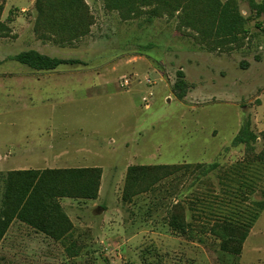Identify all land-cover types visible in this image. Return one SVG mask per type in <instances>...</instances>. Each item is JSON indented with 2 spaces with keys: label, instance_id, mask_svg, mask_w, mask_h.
Listing matches in <instances>:
<instances>
[{
  "label": "rangeland",
  "instance_id": "rangeland-1",
  "mask_svg": "<svg viewBox=\"0 0 264 264\" xmlns=\"http://www.w3.org/2000/svg\"><path fill=\"white\" fill-rule=\"evenodd\" d=\"M86 2L95 22L91 34L74 46L49 44L40 46V51L80 60L79 65L63 66L61 71L103 73L109 79L136 74L141 83L133 84L139 91L134 99L126 93L83 105L92 108L83 113L74 112V107L59 98L43 104H11L6 111L0 108L1 154L25 137L30 143L48 138L57 141L61 128L81 127L83 137L98 128L102 134L89 139L95 141L93 152L104 157L98 165L106 170L95 201H60L74 225L66 240L54 242L14 220L0 242V264H264V208L250 227L239 256L222 253L219 241L207 233H194L193 239L181 237L164 220L170 207L181 202L187 222L197 225L208 227L226 219L248 222L257 210L255 204L264 201V160L256 158L264 154L262 18L246 21L242 48L207 52L200 49L193 33L179 30L174 20L123 21L116 13L106 12L101 0ZM10 3L13 6L7 9L19 18L6 37L0 38V72L30 73V68L11 58L37 47L31 40L33 8L28 9L26 0ZM239 9L248 18V1H240ZM201 57L214 63L211 71L200 65L204 72L200 76L207 84L194 76V85L200 89L192 93L189 89L178 99L173 91L176 72L197 67L194 64ZM218 58L224 59L220 65ZM144 78L155 85L148 89ZM147 91L153 97L149 108L143 109L139 97ZM246 123L255 137L248 147L251 151L242 143L233 144ZM15 161V155L0 160V194L6 173L16 170ZM28 163L18 167L44 168L37 162ZM52 164L48 167H61ZM181 164L190 168L161 181L153 192L131 203L122 201L128 166ZM211 165L215 167L210 169Z\"/></svg>",
  "mask_w": 264,
  "mask_h": 264
},
{
  "label": "trees",
  "instance_id": "trees-1",
  "mask_svg": "<svg viewBox=\"0 0 264 264\" xmlns=\"http://www.w3.org/2000/svg\"><path fill=\"white\" fill-rule=\"evenodd\" d=\"M0 0V13L3 3ZM36 12L34 32L48 33L57 44H71L90 33L94 16L86 0H29ZM106 12L116 13L123 21L144 18L174 20L179 30L193 33L200 49L208 52L227 53L243 47L247 36L246 21L263 19L264 0H246L250 15L244 18L239 9L242 0H101ZM259 20V25L262 24ZM264 26V25H263ZM9 28L0 22V37H6ZM35 71H52L62 65L80 64L77 60L50 58L35 51L21 52L11 58ZM190 89L181 70L176 72L173 91L182 99ZM255 137L249 132V124L233 139L251 151ZM257 159L264 160V154ZM200 168L201 166H196ZM215 165L209 166L210 169ZM181 165H132L125 172L122 201L131 203L133 198L153 192L157 185L175 175ZM102 170L99 167L64 169H29L6 173L0 194V242L14 220L43 234L54 242H63L73 232L74 225L63 211V199L92 201L98 198ZM257 210L248 222L231 220L215 221L208 227L187 222L183 203L173 204L164 220L170 230L181 237L193 239V234H209L219 241L222 253L239 256L247 239L249 229L256 221L264 201L257 202Z\"/></svg>",
  "mask_w": 264,
  "mask_h": 264
},
{
  "label": "crops",
  "instance_id": "crops-1",
  "mask_svg": "<svg viewBox=\"0 0 264 264\" xmlns=\"http://www.w3.org/2000/svg\"><path fill=\"white\" fill-rule=\"evenodd\" d=\"M12 0L5 1L6 8L0 13V22H4L9 30L14 25L15 21H18L19 17H14V11L7 9V6L12 7L13 4L10 3ZM29 8H33V1H29ZM8 2V3H7ZM24 9H21L19 12L24 13ZM31 17L34 20V25L36 21V12L30 10ZM93 14V13H92ZM5 17V20H4ZM34 27V26H33ZM93 27V26H92ZM91 27V29H92ZM90 33L87 36L91 34ZM5 38V37H0ZM32 42L37 46L26 51H35L42 55L48 56L50 58H57L54 55L46 54L45 52L40 51V46H48L51 44L53 47L65 48L74 46L76 42L73 41L71 44H57L53 42L51 36L44 32H39L37 35L34 32L33 28V37ZM45 44V45H43ZM25 52V51H23ZM208 52V51H207ZM21 53V52H20ZM17 55V54H16ZM63 59V58H57ZM64 60H73V59H64ZM224 60V59H223ZM222 59H217V65H220ZM80 62V60H77ZM200 63H195L193 68L186 67V70L181 68V71L184 73L185 81L189 84L190 90L192 93L193 89H200L198 86L194 85L193 77H197L200 83H203V78L200 75H204L203 68L201 66H207L211 71V66H214V63L209 62L208 59L199 58ZM17 63V62H16ZM19 64V63H18ZM79 65V64H73ZM73 65H62L52 71H35L32 70L30 73H6L0 72V108L2 107L3 111L9 109L8 107L11 104L26 103L33 104L34 102H39L40 104L49 103L56 98L61 99V103L70 104L73 108V111L76 113H83L92 110L90 106H83L87 104L97 103L102 99H107L108 97H115V95L121 94H130L131 98L134 99L136 92L139 91L138 85L133 84L129 90L120 91L117 88V82L122 76L116 78H106V75L103 73H84L79 71H61L60 69L63 66H73ZM199 65V67H198ZM219 68V67H217ZM220 69V68H219ZM215 70V69H214ZM213 71V70H212ZM221 73V71H220ZM197 75V76H196ZM211 83V81H210ZM207 84V83H203ZM190 93V94H191ZM8 104V105H7ZM140 105V104H139ZM12 106V105H11ZM100 109V108H97ZM102 109V108H101ZM127 113V112H126ZM128 114V113H127ZM126 114V115H127ZM121 118L120 120H123ZM63 133L59 135L56 140L52 138L48 139H38L37 141L30 143L28 138L25 137L21 140V143L16 145L10 144V149L1 154L0 151V160L6 159L9 160L15 155L14 168L16 170H29L32 168L20 169L18 166L23 164H29L28 162H37L36 164L44 166L42 169H64V168H86V167H99L102 170L101 183L98 196L101 191L102 178L106 172L103 167L98 165V160H104V157L93 152L92 146L94 145V135H101L102 132L98 128H93L90 131L88 137H83L82 128L75 127L71 130L61 128ZM75 131V132H74ZM74 132V133H72ZM73 135L80 136L81 138L71 137ZM60 164V168H50L48 165ZM52 164V165H53ZM109 168V167H108ZM15 171V170H13ZM73 201V200H72ZM77 201V200H74ZM95 201V200H94ZM78 202H93L92 201H78ZM61 205V203H60ZM62 207V206H61ZM65 212V209L62 207Z\"/></svg>",
  "mask_w": 264,
  "mask_h": 264
},
{
  "label": "built area",
  "instance_id": "built-area-1",
  "mask_svg": "<svg viewBox=\"0 0 264 264\" xmlns=\"http://www.w3.org/2000/svg\"><path fill=\"white\" fill-rule=\"evenodd\" d=\"M262 24L264 25V15H263V19H262ZM133 82L136 83H141L138 79H137V75L133 74L132 76H122L118 81H117V88L120 91H127L130 89V87L133 85ZM144 85L148 88L151 89L154 85L155 82H152L150 79L148 78H144L143 80ZM153 97V93L152 91H147L145 94L141 95L139 97V103L140 106L143 107V109H148L150 106V101Z\"/></svg>",
  "mask_w": 264,
  "mask_h": 264
}]
</instances>
